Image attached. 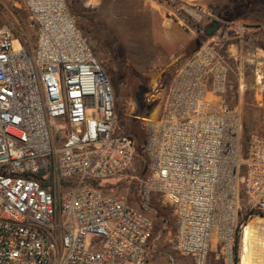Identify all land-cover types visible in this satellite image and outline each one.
<instances>
[{"label":"built area","instance_id":"built-area-1","mask_svg":"<svg viewBox=\"0 0 264 264\" xmlns=\"http://www.w3.org/2000/svg\"><path fill=\"white\" fill-rule=\"evenodd\" d=\"M21 1L34 46L15 48L14 30L0 26V264H158L146 209L93 185L136 157L130 138L115 134L108 74L67 0ZM170 1L196 13L201 0ZM220 24L157 86L160 114L141 120L143 206L166 201L174 249L194 264H207L214 243L235 264L240 230L264 217V136L245 137L241 104L227 103L231 73L240 91L246 69L263 84L264 50L248 45L247 26Z\"/></svg>","mask_w":264,"mask_h":264},{"label":"rangeland","instance_id":"rangeland-1","mask_svg":"<svg viewBox=\"0 0 264 264\" xmlns=\"http://www.w3.org/2000/svg\"><path fill=\"white\" fill-rule=\"evenodd\" d=\"M67 1L71 8L77 4L93 10L113 36V40L104 41L89 22L78 19L80 29L113 85L116 110L115 134L130 138L135 145L136 160L140 162L138 165L135 162L129 170L120 175L109 179H97L93 185L104 195L124 196L131 205L143 209L138 179L141 180L148 173V159L143 147L147 133L141 120H134L133 117L149 118L155 106L148 102L155 93V82L160 73V70L153 68V11L150 7L144 9L134 0H103L99 8H93L91 0ZM241 5L243 6V17L240 18L242 21L231 20L228 15V11L235 6L232 0H201L196 6L198 9L196 13L184 11L181 4L174 2L173 6L178 9L175 10V14L186 21L182 25L174 19V22L163 25L164 31L171 30L174 35L175 55L180 54L183 47L187 53L195 52L203 42L201 37L205 28L216 20L220 23L234 21L245 26L246 23L260 20L257 23L260 26L264 25V21L261 20L264 17L263 0H241ZM0 26L12 28L28 47L34 46L36 27L30 21L21 0H0ZM143 42L147 44L146 47L142 46ZM14 44L15 48L23 47L19 38ZM259 74H264V68ZM255 78V73L246 69L245 87L240 91L236 75L230 74L227 103L241 104L245 137L251 133L264 136V82L256 85ZM156 197L151 198L146 210L152 219L153 216L157 217V224L154 221L155 230H159L162 218L167 220L168 227H174L175 221L168 204ZM154 205L155 208L157 207L156 214L153 211ZM258 217L251 218L240 230L235 246V264H242L244 228ZM100 239L97 235H91L89 243L98 244ZM181 258L188 260L185 257ZM183 264H191V262ZM207 264H226L220 246L216 243L209 254Z\"/></svg>","mask_w":264,"mask_h":264},{"label":"crops","instance_id":"crops-1","mask_svg":"<svg viewBox=\"0 0 264 264\" xmlns=\"http://www.w3.org/2000/svg\"><path fill=\"white\" fill-rule=\"evenodd\" d=\"M91 1L92 2L90 3L92 4L93 8L94 7L99 8V6L102 5L103 3V0H91ZM134 1L139 3L140 6L144 7V9H147V7H150V9H152L153 11L152 13L153 15V42H152L153 43V68L160 70L159 76L155 82L154 88L156 89L157 86L161 83H163L164 85L169 84L173 77L174 72L177 71L182 65V63L185 61V59L191 56L194 52L187 53L185 47H183L181 48V53L178 55H175L176 53L174 51V42H175L174 35L171 30L170 31L163 30V25L174 22V19H176L178 23L182 25L183 23L186 22L183 18H180L177 14H175V12L178 9H176L173 6L174 2H171L170 0H134ZM22 5L24 7L23 2H22ZM261 20L264 21V17ZM259 21L260 20H256L255 23H246V25L252 26L251 27L252 29L247 33V37H248L247 40H248V45L250 47L260 48L264 50V25L260 26L257 23ZM168 26L169 25H167V27ZM15 35H16V39L19 38L22 41L23 45H26V43L19 36H17L16 33ZM142 46L146 47L147 44L143 42ZM148 48L150 49L151 47H148ZM162 98H163L162 92H159L157 94L155 92L153 94V102H149V104L152 103L155 106L153 108V113L151 117L149 118L154 119L160 114L161 107H162L161 105ZM133 119L134 120L136 119L137 121L138 119L142 120V118L140 117H133ZM141 124L143 126V123ZM121 136H124V135H121ZM145 143L143 146L144 148H145ZM135 162L137 165L140 164V162L136 160V157H135L133 164H135ZM147 174H145L144 177H146ZM156 198L164 201L163 198L160 196H157ZM164 202L166 203V201ZM153 207H154L153 208L154 214H156L157 207L155 208V205ZM137 208H140V207L137 206ZM148 214L150 215L149 212ZM156 219L157 217L155 218L153 216V221H155V223L157 224ZM159 225H160V228L158 231L155 230V227H154L152 234H151L150 242H149V248L155 258V261L158 264H183L186 262L188 263L191 262V264H193V260L190 257H185V258H188V260H183L181 257H184V256L179 254L174 249L173 239H174V234L176 231V221L174 223V227H170V226L168 227L166 225V221L162 218L160 220ZM162 249H164V251Z\"/></svg>","mask_w":264,"mask_h":264},{"label":"bare ground","instance_id":"bare-ground-1","mask_svg":"<svg viewBox=\"0 0 264 264\" xmlns=\"http://www.w3.org/2000/svg\"><path fill=\"white\" fill-rule=\"evenodd\" d=\"M243 247L242 264H264L263 217H258L254 222L245 226Z\"/></svg>","mask_w":264,"mask_h":264},{"label":"trees","instance_id":"trees-1","mask_svg":"<svg viewBox=\"0 0 264 264\" xmlns=\"http://www.w3.org/2000/svg\"><path fill=\"white\" fill-rule=\"evenodd\" d=\"M70 10L77 18V22H78V19H83L89 22L104 41L113 40L112 39L113 36L111 35V32L108 31V29L104 26V24L101 22V20L99 19V17L95 14L93 10L84 8L77 4L73 5L72 8L70 7ZM144 209L147 210L148 206H144ZM159 215L160 214H158V216ZM164 220L167 221L166 219Z\"/></svg>","mask_w":264,"mask_h":264},{"label":"flooded vegetation","instance_id":"flooded-vegetation-1","mask_svg":"<svg viewBox=\"0 0 264 264\" xmlns=\"http://www.w3.org/2000/svg\"><path fill=\"white\" fill-rule=\"evenodd\" d=\"M232 1L234 2L235 6H234V8H232L231 10L228 11V15H229L231 20L232 19L238 20V19L243 17V6L241 5V0H232ZM233 23H236V22L233 21ZM236 24H238V23H236ZM246 26L248 27V29H247L248 31H250L252 29L251 25H246ZM245 37L248 38L247 34Z\"/></svg>","mask_w":264,"mask_h":264},{"label":"water","instance_id":"water-1","mask_svg":"<svg viewBox=\"0 0 264 264\" xmlns=\"http://www.w3.org/2000/svg\"><path fill=\"white\" fill-rule=\"evenodd\" d=\"M220 26L221 24L218 20L214 21L211 26H208L205 28L203 32V36L201 37V40L204 41L206 39L213 38L215 34L217 33V31L220 29Z\"/></svg>","mask_w":264,"mask_h":264}]
</instances>
